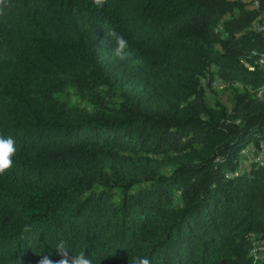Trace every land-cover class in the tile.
<instances>
[{
	"label": "trees",
	"instance_id": "16d2710c",
	"mask_svg": "<svg viewBox=\"0 0 264 264\" xmlns=\"http://www.w3.org/2000/svg\"><path fill=\"white\" fill-rule=\"evenodd\" d=\"M254 1L7 0L0 135L17 152L0 175V264H55L61 242L92 264H253L250 237L264 241ZM112 29L129 42L124 61ZM214 79L227 105L208 102Z\"/></svg>",
	"mask_w": 264,
	"mask_h": 264
},
{
	"label": "clouds",
	"instance_id": "9594fccd",
	"mask_svg": "<svg viewBox=\"0 0 264 264\" xmlns=\"http://www.w3.org/2000/svg\"><path fill=\"white\" fill-rule=\"evenodd\" d=\"M91 2L92 7L99 10L103 9L106 0H91ZM6 6L7 0H0V14H3V8ZM108 34L115 41V46L112 49L114 56L121 61L126 60L129 56L127 51L129 48L128 40L116 29L110 30ZM16 152L15 140L11 136L5 138L0 135V175L6 174L13 167ZM29 230L30 228L25 226V231ZM56 250L63 258L55 262V264H92V259L89 258L85 252H80L76 255H69L63 242L56 247ZM38 264H54V262L48 256H43L38 261ZM131 264H150V260L147 256H137L131 261Z\"/></svg>",
	"mask_w": 264,
	"mask_h": 264
},
{
	"label": "rangeland",
	"instance_id": "374dc122",
	"mask_svg": "<svg viewBox=\"0 0 264 264\" xmlns=\"http://www.w3.org/2000/svg\"><path fill=\"white\" fill-rule=\"evenodd\" d=\"M264 62V61H263ZM210 87H207L206 90V96L207 100L210 104H214L215 102H221L222 104L227 105L228 103V90L226 89V85L220 82L218 79H214L210 83ZM262 93H264V89L261 91V94L259 96H262ZM254 150V149H253ZM260 153L261 158L264 160V143H260ZM249 155L248 153H245L244 156ZM247 163H243V166H245Z\"/></svg>",
	"mask_w": 264,
	"mask_h": 264
},
{
	"label": "bare ground",
	"instance_id": "6f19581e",
	"mask_svg": "<svg viewBox=\"0 0 264 264\" xmlns=\"http://www.w3.org/2000/svg\"><path fill=\"white\" fill-rule=\"evenodd\" d=\"M255 30L264 33V27H256ZM263 61H260V63L264 64ZM250 241H251V250L249 254L253 260V264L264 262V241L258 240V238L255 237L254 235H251Z\"/></svg>",
	"mask_w": 264,
	"mask_h": 264
},
{
	"label": "built area",
	"instance_id": "2783aa9c",
	"mask_svg": "<svg viewBox=\"0 0 264 264\" xmlns=\"http://www.w3.org/2000/svg\"><path fill=\"white\" fill-rule=\"evenodd\" d=\"M253 5L256 6L257 3L254 0H251ZM261 21L255 20L254 21V27H251V29H256V27H264V16L260 17Z\"/></svg>",
	"mask_w": 264,
	"mask_h": 264
}]
</instances>
